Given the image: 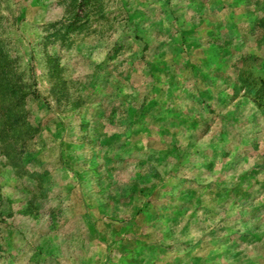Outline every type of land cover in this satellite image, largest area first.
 I'll list each match as a JSON object with an SVG mask.
<instances>
[{
    "label": "rangeland",
    "instance_id": "rangeland-1",
    "mask_svg": "<svg viewBox=\"0 0 264 264\" xmlns=\"http://www.w3.org/2000/svg\"><path fill=\"white\" fill-rule=\"evenodd\" d=\"M0 58V264H264V0H0Z\"/></svg>",
    "mask_w": 264,
    "mask_h": 264
},
{
    "label": "trees",
    "instance_id": "trees-1",
    "mask_svg": "<svg viewBox=\"0 0 264 264\" xmlns=\"http://www.w3.org/2000/svg\"><path fill=\"white\" fill-rule=\"evenodd\" d=\"M8 74V69H7V62L3 59L0 58V87H2V81H3V78L4 76H6ZM6 90H8V88L6 87L5 88ZM11 90H13L11 88ZM14 93L13 97H14V102L12 103V106H16L18 105V103L20 102L21 100V97L23 96L22 93H18L16 92V90H14L12 92V94ZM14 117H18L19 116V111L17 112H14L13 113Z\"/></svg>",
    "mask_w": 264,
    "mask_h": 264
}]
</instances>
